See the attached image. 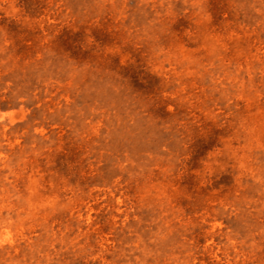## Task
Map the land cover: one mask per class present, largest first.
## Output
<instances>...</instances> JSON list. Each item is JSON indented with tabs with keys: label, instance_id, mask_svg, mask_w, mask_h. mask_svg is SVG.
<instances>
[{
	"label": "rangeland",
	"instance_id": "374dc122",
	"mask_svg": "<svg viewBox=\"0 0 264 264\" xmlns=\"http://www.w3.org/2000/svg\"><path fill=\"white\" fill-rule=\"evenodd\" d=\"M0 264H264V0H0Z\"/></svg>",
	"mask_w": 264,
	"mask_h": 264
}]
</instances>
